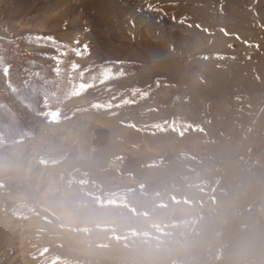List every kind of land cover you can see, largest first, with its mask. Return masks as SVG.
I'll use <instances>...</instances> for the list:
<instances>
[{
	"label": "rangeland",
	"instance_id": "1",
	"mask_svg": "<svg viewBox=\"0 0 264 264\" xmlns=\"http://www.w3.org/2000/svg\"><path fill=\"white\" fill-rule=\"evenodd\" d=\"M0 38L76 75L0 147V264H264V0H0Z\"/></svg>",
	"mask_w": 264,
	"mask_h": 264
},
{
	"label": "trees",
	"instance_id": "2",
	"mask_svg": "<svg viewBox=\"0 0 264 264\" xmlns=\"http://www.w3.org/2000/svg\"><path fill=\"white\" fill-rule=\"evenodd\" d=\"M1 60L11 66V92L0 86V147L32 134L26 118L18 108L24 105L33 113L56 109L63 102L67 89L76 82V75L66 64L56 70L36 59L12 40L0 38ZM68 65V64H67ZM15 99L19 104L11 102Z\"/></svg>",
	"mask_w": 264,
	"mask_h": 264
}]
</instances>
